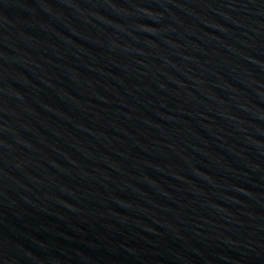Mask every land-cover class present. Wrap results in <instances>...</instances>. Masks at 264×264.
I'll return each mask as SVG.
<instances>
[{
  "label": "water",
  "instance_id": "obj_1",
  "mask_svg": "<svg viewBox=\"0 0 264 264\" xmlns=\"http://www.w3.org/2000/svg\"><path fill=\"white\" fill-rule=\"evenodd\" d=\"M0 264H264V0H0Z\"/></svg>",
  "mask_w": 264,
  "mask_h": 264
}]
</instances>
